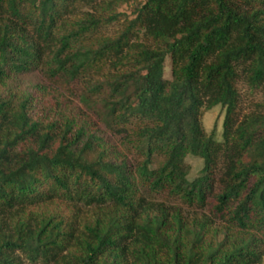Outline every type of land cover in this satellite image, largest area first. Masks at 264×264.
Masks as SVG:
<instances>
[{
	"label": "trees",
	"instance_id": "obj_1",
	"mask_svg": "<svg viewBox=\"0 0 264 264\" xmlns=\"http://www.w3.org/2000/svg\"><path fill=\"white\" fill-rule=\"evenodd\" d=\"M0 264H264V0H0Z\"/></svg>",
	"mask_w": 264,
	"mask_h": 264
},
{
	"label": "rangeland",
	"instance_id": "obj_2",
	"mask_svg": "<svg viewBox=\"0 0 264 264\" xmlns=\"http://www.w3.org/2000/svg\"><path fill=\"white\" fill-rule=\"evenodd\" d=\"M116 30L117 27L109 30V33H112L113 30ZM165 77H169V62L168 60L165 63ZM238 92L240 95V109L242 113H249L255 109L256 104L260 103L262 100V95L259 89H253L248 87L242 81H239L237 84ZM225 111L220 106L215 107L214 109L204 112L201 121L204 128V131L207 134H210L211 131L216 128L218 131V139H221V129L224 119ZM186 162L190 165V174L189 179L193 180L194 178L200 175V172L203 168V161L199 158L188 156Z\"/></svg>",
	"mask_w": 264,
	"mask_h": 264
}]
</instances>
